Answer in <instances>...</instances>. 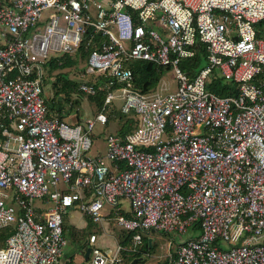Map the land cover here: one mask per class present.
<instances>
[{
  "label": "built area",
  "instance_id": "obj_1",
  "mask_svg": "<svg viewBox=\"0 0 264 264\" xmlns=\"http://www.w3.org/2000/svg\"><path fill=\"white\" fill-rule=\"evenodd\" d=\"M262 27L264 0H0V228L13 226L0 264H75L62 259L70 207L131 232L110 251L89 232L83 264H129L152 231L191 232L168 264H264ZM200 47L206 65L190 77L180 60ZM80 48L97 73L78 80L80 93L94 95L101 79L104 105L119 97L137 120L92 157L107 114L71 124L44 94L47 61ZM136 60L169 67L175 90L162 77L136 90ZM214 72L236 92L208 89Z\"/></svg>",
  "mask_w": 264,
  "mask_h": 264
},
{
  "label": "rangeland",
  "instance_id": "obj_2",
  "mask_svg": "<svg viewBox=\"0 0 264 264\" xmlns=\"http://www.w3.org/2000/svg\"><path fill=\"white\" fill-rule=\"evenodd\" d=\"M264 29V27H262ZM74 58V57H73ZM206 65V60H201L199 67L197 69H200L202 66ZM80 68V69H79ZM45 78L51 74V77H55V75H58L59 73H63L62 75L65 76L69 81L72 80V82L78 80H92L97 77V73H88L87 72V63L85 59L78 58L75 62V65L71 66L70 68L64 66L60 68H55L49 71L46 69ZM214 71H218L215 69ZM74 80V81H73ZM162 80L165 81L169 85V91L175 90L177 86V79L175 77V74L173 71L168 68L164 70V73L162 75ZM68 93H69V99L70 101H66L63 98V91H66V89H63L61 84L58 82L57 84H54L52 80L49 78L45 79V86H44V94L48 99L53 98L55 104L60 105L63 109H65L68 118L67 121L71 124L75 123L77 114L79 116V120L82 121L85 117L92 116L98 112L99 107L96 103L92 102L90 98L80 93L79 95L76 93V91L69 86ZM79 100H74L78 99ZM121 104L122 99L116 98L114 99L109 106L113 108L114 113H112V117L110 116L108 121L105 124H102L100 122H96L95 127L92 131V145L90 149L87 151V156H94L97 152L105 153L106 144H105V137L109 133L116 132L117 128L119 127V115L117 113L119 110L121 111ZM54 109L50 108L49 112H53ZM109 116V113H107ZM127 117H132L130 114H126ZM124 121L126 118H123ZM51 190V189H50ZM125 200V199H124ZM34 204H38V201H34ZM127 202H122V207H126ZM111 209V206L107 203H105L104 211ZM103 211V212H104ZM83 213L79 208L76 207L75 210L66 211L62 214L63 219V225L66 226L67 231L65 232V236L67 239V243L64 246L63 253L71 259V261L75 264H83L85 262L84 260V251L85 248L88 247L87 244H84L85 238L89 235V230L92 232H95L98 239H97V245L104 247L105 250L107 248H113L115 241L122 238L123 235L121 233L120 227L116 225L115 219H108L107 217H104V219L98 223L92 222L89 218H85V216L82 215ZM113 214V213H112ZM112 216V215H111ZM114 217V215H113ZM103 224V226H102ZM106 226V227H105ZM76 231L75 233L73 231ZM191 232L181 234V233H175L171 232L170 234H165L162 232L156 231L155 235H161V238L163 239V243L167 242L168 239H173L174 241L178 242L179 240L187 238ZM142 256L146 257V260L149 259L150 255L143 254ZM66 257V258H67ZM132 261V258L130 260L125 259V263H130Z\"/></svg>",
  "mask_w": 264,
  "mask_h": 264
},
{
  "label": "trees",
  "instance_id": "obj_3",
  "mask_svg": "<svg viewBox=\"0 0 264 264\" xmlns=\"http://www.w3.org/2000/svg\"><path fill=\"white\" fill-rule=\"evenodd\" d=\"M201 46H203L201 44ZM86 52L83 51L82 48L75 54V55H67L65 58L59 60L50 59L47 61L46 66L51 71L55 68L60 67H68L75 65V62L78 58H81L82 60L85 59ZM74 57V58H73ZM205 60V54L203 52V48H199V50L196 52L194 57L191 58H185L180 60L179 66L181 69L186 72L190 77H194L197 73V68L199 67L200 61ZM130 67L132 69L133 73V87L142 93H148L153 91V89L156 87L157 83L159 82L160 78L162 77L164 70L168 69L169 67H163L161 65H158L151 61H145V60H136L130 62ZM63 73H59L58 75H55L54 79L52 80L54 84H57L58 82L61 84L63 89H66V91H63V98L67 101H70L68 89L69 86L72 87L76 93L79 95L80 98V91L78 90V79L74 82L72 80H68L65 78V76L62 75ZM96 86V93L94 95H91L88 97L92 102L96 103L99 107L98 111L103 110L106 114L109 113V116L107 115V121L109 117L113 116L112 113H114V110L112 107L109 106L107 103L104 105V90L100 87L102 84L101 79L96 80L95 82ZM206 87L213 92H215L218 95H225V94H234L236 92L235 84L233 81H224L217 72L212 73V75L209 76ZM74 99V100H79ZM71 102V101H70ZM132 115V117H127L126 114L122 113L120 110L117 113L119 115V127L116 130V133L120 135H124L128 132H130L136 125V117L133 113H129ZM123 118H126L125 121ZM123 166V164H121ZM13 226L8 225L5 227L0 228V247L4 245L5 238L12 232ZM131 236L130 233H125L123 235V239H121V243L126 246L128 245L129 238ZM148 246V241L144 239V246L142 250H146ZM124 253V251H123ZM140 254V253H139ZM139 254H135V256H138Z\"/></svg>",
  "mask_w": 264,
  "mask_h": 264
},
{
  "label": "crops",
  "instance_id": "obj_4",
  "mask_svg": "<svg viewBox=\"0 0 264 264\" xmlns=\"http://www.w3.org/2000/svg\"><path fill=\"white\" fill-rule=\"evenodd\" d=\"M61 115H63V117L65 119L68 118V115H67L65 109L61 110ZM75 117H76V120L79 119V116L77 114L75 115ZM97 154H104V152L103 153L97 152L96 155ZM122 202H127V201L124 199L121 200L120 209L124 215L128 216L129 215L128 203L126 204L127 205L126 207H122L123 206ZM72 209L75 210L76 207L67 208L66 211L69 212ZM111 211H112V209H109V210L105 209L104 213L110 214ZM82 215L85 216V218H88L85 214H82ZM102 226H103V224H102ZM63 227H64V235H65V232L67 231V229H66L65 225H63ZM73 232L75 233L76 231L74 230ZM89 232H92V231L89 230ZM155 233H156V231H152V232H150V234L147 237H144V239H146L148 241L147 249L145 251L143 250L138 256L133 257L132 261L129 264H168L169 256L171 254H174L176 249H177V242L174 241L173 239H170V240L168 239L167 242L163 243V239L161 238V235L157 236V235H155ZM65 237H67V236H65ZM97 239H98V237H97ZM97 239H96V243H97ZM66 243H67V239H66ZM115 243H116V241H115ZM99 247L101 249L105 250L104 247H101V246H99ZM112 249L113 248H107L106 251H110ZM144 253L150 255L148 260H146V257L142 256ZM66 257L67 256L64 253H62V259L63 260L72 262L70 258H68V257L66 258ZM134 259H136V260H134Z\"/></svg>",
  "mask_w": 264,
  "mask_h": 264
},
{
  "label": "water",
  "instance_id": "obj_5",
  "mask_svg": "<svg viewBox=\"0 0 264 264\" xmlns=\"http://www.w3.org/2000/svg\"><path fill=\"white\" fill-rule=\"evenodd\" d=\"M84 244H86V239L84 240ZM88 254H89V248L87 247V248L85 249V252H84V259H87ZM134 260H136V259H134Z\"/></svg>",
  "mask_w": 264,
  "mask_h": 264
},
{
  "label": "bare ground",
  "instance_id": "obj_6",
  "mask_svg": "<svg viewBox=\"0 0 264 264\" xmlns=\"http://www.w3.org/2000/svg\"><path fill=\"white\" fill-rule=\"evenodd\" d=\"M80 69V68H79Z\"/></svg>",
  "mask_w": 264,
  "mask_h": 264
}]
</instances>
